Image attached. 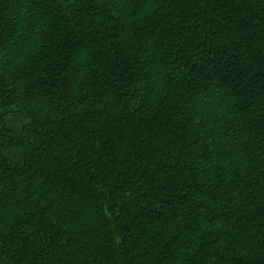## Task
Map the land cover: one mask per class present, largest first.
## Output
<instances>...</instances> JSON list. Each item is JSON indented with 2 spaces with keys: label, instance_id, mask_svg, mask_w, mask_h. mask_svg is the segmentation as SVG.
Returning <instances> with one entry per match:
<instances>
[{
  "label": "trees",
  "instance_id": "1",
  "mask_svg": "<svg viewBox=\"0 0 264 264\" xmlns=\"http://www.w3.org/2000/svg\"><path fill=\"white\" fill-rule=\"evenodd\" d=\"M0 264H264V0H0Z\"/></svg>",
  "mask_w": 264,
  "mask_h": 264
}]
</instances>
